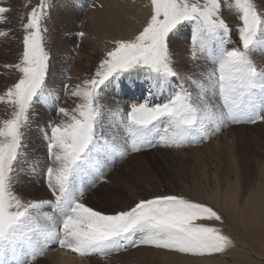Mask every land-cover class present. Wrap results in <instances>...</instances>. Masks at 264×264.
I'll list each match as a JSON object with an SVG mask.
<instances>
[{
  "label": "rangeland",
  "instance_id": "1",
  "mask_svg": "<svg viewBox=\"0 0 264 264\" xmlns=\"http://www.w3.org/2000/svg\"><path fill=\"white\" fill-rule=\"evenodd\" d=\"M124 5L140 22L126 40L117 35L130 29L101 22L122 19ZM162 87L174 94L159 97ZM72 144L128 157L104 172L111 152L77 164ZM64 181L85 189L68 221L83 222L94 258L116 249L118 264H264V229L247 230L240 214L264 189V0H0V264L10 249L31 257L23 264L53 252L85 261L47 243Z\"/></svg>",
  "mask_w": 264,
  "mask_h": 264
},
{
  "label": "bare ground",
  "instance_id": "2",
  "mask_svg": "<svg viewBox=\"0 0 264 264\" xmlns=\"http://www.w3.org/2000/svg\"><path fill=\"white\" fill-rule=\"evenodd\" d=\"M124 11V12H123ZM121 13H123L124 14V16H123V18L122 19H120V20H118V21H116V19H117V17L115 18V22H111V20H110V18H108L107 19V14L106 15H103V17H102V20H101V22L104 24L105 23V25H106V28H107V30H111L110 29V27H113L114 26V24L116 25V26H119V27H123V28H127V29H130V33L129 34H125V33H121L120 35H117V39H124V40H126L127 38H128V36H130L131 34H134L135 32H137L138 31V28H139V24H140V22L137 20V17H136V11L135 10H133L129 5H124L123 6V8H122V10L120 11ZM106 21V22H105ZM188 29V28H187ZM186 34V33H185ZM185 38V37H184ZM4 57V56H3ZM3 59V58H2ZM94 60L95 59H92L91 58V56L89 55V56H87L83 61L84 62H82V64L86 67L89 63H92V64H94ZM180 60H181V58H180ZM83 66V67H84ZM180 72H181V74H183L184 75V73H186V70H184V69H180ZM183 79H184V77H183ZM187 80H189L188 78H187ZM79 81H77V83H78ZM192 82V81H191ZM129 85V84H128ZM134 85V84H133ZM193 88V87H192ZM191 90V89H190ZM173 91L174 90H172V91H168L166 88H164L163 87V90H162V92H159V95H161V96H164L165 94H167V93H172V94H174L173 93ZM194 92V91H193ZM188 99H186V101H187ZM185 101V102H186ZM180 106H182L181 105V103H178ZM186 105V104H185ZM184 105V106H185ZM183 111V110H182ZM190 112V111H189ZM194 126V125H193ZM128 130V129H127ZM124 131V130H123ZM92 133V132H91ZM95 133V132H94ZM125 133V132H124ZM145 134L146 133H142V136L143 137H145ZM179 135V134H178ZM181 135H182V132H181ZM206 135V134H205ZM209 137V136H208ZM144 139V138H143ZM143 139H140L139 138V144L141 145V143H142V141H143ZM209 139V138H208ZM125 141H126V139H124ZM219 141V140H218ZM86 142V141H85ZM98 141H96V143H97ZM145 142V141H144ZM149 142H151V141H149ZM212 143H214V142H209V144H212ZM108 144H110V143H108ZM126 144H128L127 142H126ZM146 145V144H145ZM144 146V145H143ZM126 148H127V145L125 146ZM135 147H138V144L135 146ZM206 147V146H205ZM146 148V147H145ZM93 150V149H92ZM129 150V149H128ZM189 150H191V152L193 153V152H197V151H199L200 149H199V147H198V149H193V148H190ZM93 152V151H92ZM101 152V151H100ZM132 152V151H131ZM190 152V151H189ZM62 153V152H61ZM130 153V152H129ZM143 154H146V153H140V154H135V155H132L131 156V160H133L134 158H137V157H139V155H141V156H143ZM226 168V167H225ZM59 169H61V168H59ZM121 172V170L119 171V170H116V171H114L113 173H112V175H114V174H117V175H123L124 173L122 172V173H120ZM109 175H111V174H109ZM114 180V177H111V180ZM112 180V181H113ZM234 181H230L229 182V184L227 185V187H226V190H225V192H224V197H225V200L229 203V204H232L234 201H235V199H236V194H237V190H236V188H235V186H234ZM236 183V182H235ZM237 187V186H236ZM84 192V191H83ZM48 193V192H47ZM83 194V193H82ZM61 195H62V192H61V194H58L57 196L60 198L61 197ZM20 196V195H19ZM48 195L47 194H44V198H48L47 197ZM61 199V198H60ZM19 202L21 203V201L19 200ZM53 206H54V210H55V218L57 219V221H56V223H55V228H53V230H55V232H52V234H51V232H49L50 233V237H49V239L47 240V243L49 244V246H51V248L52 247H54V246H58L59 248H61V249H65V248H77V250L79 249L80 251H82V253L84 254V257H85V261L83 262V263H80L79 261H78V259L76 258V257H74V256H71V255H65V253H56V252H53V253H51V254H49L48 255V257L46 258V261L43 263V264H95V263H101V264H107L108 262H110V260H108V259H106L105 257H111V258H113L111 261L112 262H110V263H112V264H118L120 261H121V259L124 257V252L123 253H120L118 250H116V249H114L112 252H110V253H108L106 256L104 255V256H99V257H97V258H94L95 257V252H94V250H96L95 249V242L94 241H87L85 238H83V237H85L84 235L83 236H81V235H79V234H77V229H80V231L81 232H83L84 231V229L83 228H81L82 226H81V224H83V222L82 221H78V222H76V224H72L71 223V225H73V226H71V225H69L70 223H69V221H68V217H69V215L71 214V212L68 210V212H67V214L65 215H61V214H59V213H61V212H63V210H62V208H57V211H56V208H55V204H56V200H54L53 201ZM90 203V202H89ZM27 206V205H26ZM69 209V208H68ZM19 210V209H18ZM230 213H232V214H236V213H233V212H230ZM245 214V215H247L248 217H250V218H252V219H249V218H246L247 219V221L246 222H244V224H246V226H247V230H253L255 227H260L261 229H264V189H262V190H260V191H258V192H256V193H254L253 194V196H252V204L249 206V207H246V208H244L243 209V212H241L240 214L242 215V214ZM16 215V214H15ZM17 216V215H16ZM20 218V217H19ZM86 222H89L88 220H85ZM71 222V221H70ZM49 223H51V222H49ZM53 223V224H54ZM58 224H63L64 226H67V230L68 229H72V233H73V236L69 239V241H67V239L68 238H66L64 241H62L63 240V238H62V240H60V237H59V235L57 236V234H55L56 233V225H58ZM52 226V227H53ZM85 226V225H84ZM51 227V226H50ZM77 227V228H76ZM52 230V229H51ZM44 234V233H43ZM86 234V233H85ZM47 235V234H46ZM86 235H89V234H86ZM93 235V234H92ZM42 236V235H41ZM48 236H49V234H48ZM44 237V236H43ZM42 237V238H43ZM87 237V236H86ZM47 239V238H46ZM57 239H59L58 241H57ZM59 242V243H58ZM66 242H68V245H66ZM112 246V245H111ZM116 247V246H115ZM103 248H105V246H103V245H101L100 247H99V250L101 251V249H103ZM107 249L109 248V246L108 247H106ZM122 250H123V248H121ZM37 250V249H36ZM120 250V249H119ZM121 250V251H122ZM9 251V250H8ZM110 251V250H109ZM11 252V251H10ZM63 252V251H62ZM64 252H66V251H64ZM139 252H141V251H139ZM153 252V251H152ZM145 253V252H144ZM154 253V252H153ZM102 254V253H101ZM164 254V253H163ZM141 255V254H140ZM166 256V258H176V259H180L179 261H181V262H186L184 259H182V258H179V257H173V256H167V255H165ZM26 257H28L29 258V256H26ZM171 262V261H170ZM188 262H191V261H188ZM37 263V262H36ZM167 263H169V262H167ZM166 263V264H167ZM241 264H243V263H241Z\"/></svg>",
  "mask_w": 264,
  "mask_h": 264
}]
</instances>
